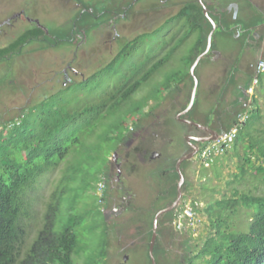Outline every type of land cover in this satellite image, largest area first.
<instances>
[{"label":"rangeland","instance_id":"obj_1","mask_svg":"<svg viewBox=\"0 0 264 264\" xmlns=\"http://www.w3.org/2000/svg\"><path fill=\"white\" fill-rule=\"evenodd\" d=\"M66 1L0 0V23L21 10L25 11V16L38 21V25L42 27L39 38L21 44L22 52L18 48L8 49L9 52L0 57V124L20 115L25 109L29 114L30 110L37 106L41 109L54 104L71 111L81 109L88 103L101 100L113 88L132 76L138 61L137 49L134 47L133 54L126 58L118 53L123 46L122 40L127 41L137 34L141 18L136 21L133 18V23H127L117 35L112 30L109 33L106 26L99 25L107 20L111 9H117L118 4L128 0H74L80 5L77 8H72V0L68 3ZM157 3H160V0H138L136 6L145 8ZM107 9L109 11H105ZM11 18V24H0V48L12 45L24 30L33 28L24 16ZM206 18L207 26L214 21L216 27L209 53L201 58L195 68L198 85L194 104L187 112L186 118L202 124L212 122L215 118L226 123L236 110V113L239 112V104L245 98L243 85L247 79L245 71H249L247 66L264 59V54L257 56L258 52L254 49H248L247 55L257 57L248 62L239 61L236 56L241 52L245 28L250 24L264 22V9L252 8L246 13L241 4V8L234 14L225 12L222 16L220 13H212ZM93 24L94 28L91 27ZM185 25L187 31L189 22ZM181 27L178 23L174 25L176 31ZM240 32L242 36L238 38L236 34ZM194 34L196 36L189 37L178 51L171 55L170 62L160 71L159 77L152 78L134 95L135 104L128 103L117 111L116 115L123 116L124 120L119 131L126 130L125 133L129 134L128 128L133 127L134 132L121 142L118 149L114 150V146L108 145L101 153V158H109L107 167H110L113 173L116 169L114 152H117L118 159L120 156L127 164L130 162L128 159L131 160L132 170L124 169L123 177L129 175L125 180V190L134 194V199L131 200V207L127 209L124 208L126 204L123 202V194L117 190L114 192L116 199L113 196L109 203L107 200L102 203L98 199L101 191L97 179L103 174L106 164V160L100 159L96 168L89 172V183L83 192V200L88 205L90 214L76 228L78 247L74 264H149L146 242L152 229L153 218L156 212L172 201L178 193L176 184L179 172L176 162L184 154L185 138L182 137L187 124H183L177 117L182 106L190 99L194 86V77L190 74L193 64L191 58L197 52L195 40H201L198 36L201 30L195 31ZM159 36L151 39L157 48L164 41ZM111 37L115 39L111 41ZM150 42L144 41L146 45L143 47L147 52L157 49ZM129 48L125 49L130 51ZM233 53L236 55L231 57ZM65 67L67 70L64 79L67 83H61V73ZM168 77L171 86L156 89L157 85L163 84ZM255 95L261 117L257 118L258 114L253 113L254 118L241 127L240 141L236 145L211 161L208 167L200 160L190 161L186 166L184 162L181 166L185 178L182 191L187 202L196 199L202 206H213L215 200L235 197L236 189L251 196L264 188L263 181L255 178L252 173V167L260 158V150L253 148L252 144L257 142V146L264 145V72L261 74V83L257 86ZM158 101L159 104H156ZM128 111L131 112L127 114ZM108 121L102 129L110 125L107 124ZM37 125L39 121L35 118L31 121V127ZM152 152H158L161 156L150 161ZM249 156L252 159L247 163L245 159ZM244 165L248 166L249 172L239 183L237 174H241V167ZM64 166L65 163L61 162L55 170L39 178L33 193L34 211L37 212L38 218L31 220L28 227V242L34 238L42 224V218L39 217L45 210L46 202ZM114 179L115 175L110 181ZM105 183H108V179ZM113 184L117 185L116 182ZM107 193L109 192L106 191ZM120 204H124L122 211L119 214H110L108 219L97 215L95 211L97 205L100 209H107L106 206L111 208ZM210 214L201 213L200 220L194 227H185L176 243L172 242L178 252L166 250L164 257L158 250L155 254L156 264H179L182 255L198 252L207 236L214 232L210 217L218 214ZM221 215L227 216L231 222L237 221L244 225L251 216V211L244 206L233 212L225 208ZM170 216L171 213L166 214L162 220ZM162 220L158 235L162 228H165V231L171 229L170 225L163 226ZM189 231L191 236H188ZM188 240H191L190 243ZM197 243L200 245L196 246ZM167 244L170 245L169 242Z\"/></svg>","mask_w":264,"mask_h":264},{"label":"trees","instance_id":"obj_2","mask_svg":"<svg viewBox=\"0 0 264 264\" xmlns=\"http://www.w3.org/2000/svg\"><path fill=\"white\" fill-rule=\"evenodd\" d=\"M198 14L200 15V18L198 17L201 27L200 36L205 45L212 24L207 26L208 19L201 10ZM41 32L42 29L37 26L24 30L12 45L0 48V57H4L9 52L8 49L18 48L22 52L21 44L38 38ZM127 47H130L131 50L125 49ZM127 47L123 48V51L121 50L118 55L126 58L133 54L132 49L135 47V42L130 43ZM200 51L201 49L197 48V52L191 58L192 63ZM166 60L167 58L158 61L154 71H160ZM152 71L150 69L147 73L140 75L135 68L131 77L113 88L104 98L94 103H88L81 109L71 111L48 102L51 105L47 108L40 109V106H37L31 109L29 114L25 109L20 115L1 123L3 126L0 129V264H74V256L78 247L76 228L90 214L88 205L83 200V192L87 189L90 179L89 172L96 168L100 159H102L101 161L106 160L105 166L108 164V157L107 159L101 158V153L106 150L108 145L111 144L116 150L121 146V142L128 137L127 132L125 133L126 130L119 131L124 120L123 116L116 115L117 111L126 104L134 102V95L142 89L143 85L151 81ZM261 74L258 86L261 83ZM166 80L163 84L157 85L156 89L169 88L171 80L169 77ZM250 82L251 77L249 76L243 85V93ZM189 101L190 99L182 106L181 110L187 107ZM252 103L249 118L242 126L254 118L253 113L258 114L257 118L260 116L256 95L253 97ZM156 104H159V101ZM241 107L242 104H239L240 110ZM130 112L128 111L127 114ZM236 112L232 114L230 120L222 123V129H229L237 122ZM15 118H21V122L8 127L7 123ZM35 118L39 121V125L31 127V121H34ZM109 119L112 121H108ZM106 121L110 125L106 129H102ZM241 127L236 134L233 146L240 141ZM131 128L128 129L131 130ZM115 129L118 130V133L114 132ZM123 134L127 136H123ZM257 145L256 142L252 144V147L260 150L258 151L260 158L252 167V173L255 178L261 179L264 183V145ZM220 155L222 154L216 155L214 160ZM251 159L252 157L249 156L245 161L249 163ZM61 162H64L65 166L46 202L45 210L39 217L42 218V224L34 238L28 242L26 240L28 227L31 220L38 218L37 212L34 211L35 197L33 193L39 178L55 170ZM185 164L187 165V162ZM209 165L205 164L207 167ZM241 168V174H237L239 183L249 172L247 165ZM99 177L98 183L106 182L105 170ZM257 192L259 193L249 196L236 189L235 197L228 199L223 197L215 200L213 206H202L199 201L194 199L193 208L199 215L204 212L209 215H211L210 213L218 215L210 217L214 232L207 236L199 251L191 252L187 256L182 255L183 260L179 264H200L202 262L204 264H264V188ZM103 196L104 193L98 199L101 200ZM241 206L247 207L251 211V216L244 225L237 221L231 222L227 216L221 215L225 208H229L233 212L239 210ZM215 208L217 211L214 212ZM95 211L97 215L105 217V212L98 205ZM185 227L192 228L194 226H189L185 222L181 230L178 231L180 235ZM151 235L152 229L146 242L148 249ZM189 235L191 236V231H189ZM190 241L187 242L190 243ZM195 245L199 246L200 244ZM165 249L164 244L157 241L154 255L158 250ZM201 260L203 261L201 262ZM149 264H151L150 255Z\"/></svg>","mask_w":264,"mask_h":264},{"label":"flooded vegetation","instance_id":"obj_3","mask_svg":"<svg viewBox=\"0 0 264 264\" xmlns=\"http://www.w3.org/2000/svg\"><path fill=\"white\" fill-rule=\"evenodd\" d=\"M66 2L68 3L69 0H67ZM137 3H138V0H128V1H124L118 4L117 6L118 8L113 9V10L111 9L110 16L107 17V20L102 21L99 25L102 24L101 26H106L107 27L106 29L109 30V33H111L110 30H112L113 33L117 35L118 33H120V29L126 26L127 23H133V18H135L134 19L135 21L138 18H141L140 24L138 25V28H137L138 31L135 37L131 39H127V41H124V42L122 40L123 46L121 47L119 51L123 50V47H127L130 43L135 42V44H137L135 45V49H137L136 55L138 58L135 68L138 70L140 75L143 73H147L150 69L153 70L151 79L159 77L160 71L164 69L166 67L165 65H167L170 62V59L172 58L171 55L175 53V51H178L180 46L183 45L184 42L189 37L196 36L194 34L195 31L198 32L201 30L200 23L198 20V17L200 18V15L198 14L200 10L205 16H208L205 12L206 10L209 16H211L212 13H215V14L220 13L223 16L225 12L232 13V14H234V12H237L241 8V4L245 8L246 13L250 12L252 8L264 9V0H262V2L260 3L257 0H160V3L154 4L150 7H145V8H140V7L137 8L136 6ZM70 4H73L72 8L80 7V5L74 2V0H72ZM105 11H109V10L107 9ZM25 15H26L25 11L20 10L19 12L17 11L11 16L5 18L4 22L7 24H11L13 20L11 17L17 18L19 16L20 17L24 16V18L27 19V21L31 23L33 27L37 26L42 29V27L38 25V21L36 22L34 19L29 18ZM82 15H83V12H82ZM75 19H77V17H75ZM4 22H1L0 24L2 25L4 24ZM188 22H189V28L186 31L185 24L188 25ZM175 23H178L179 26H182L181 29H178V31H176L174 28ZM248 24H250V22H248ZM263 25H264V22H260V23L258 22V23L250 24L248 27H246L245 28L246 34L244 35V38L241 44V49H240L241 52L238 53L237 55L233 53L231 57L236 55L239 61L244 60L248 62L252 58H256L258 55L264 54V26ZM91 27L94 28V24ZM1 30L2 29L0 28V31ZM161 34L162 36H159ZM158 36L160 37V39L164 41L157 48L154 45L155 44L154 40H151V39L153 37H158ZM198 36L201 38L200 34ZM236 36L238 38L241 37L242 36L241 32L237 33ZM114 39L111 37V41H113ZM176 40L178 41L176 42ZM144 41L150 42L152 46L157 49L155 51H150V52L145 51V48L143 46L146 44H144ZM202 41H203L202 38L201 40L199 39L195 40V46H198V49H201L199 54L202 53L206 49V46H207V43L204 45ZM248 49L256 50L258 52L257 56L251 57L247 55ZM209 51L205 55H207ZM218 56L220 55L218 54ZM166 58L167 60L163 62V65L161 66L162 68L160 69V71L159 70L154 71V67L156 66L157 62L161 60H165ZM247 67L249 71L248 70L245 71L246 72L245 75L249 77L252 75L253 70L251 69L250 64ZM66 70H67L66 67L63 71L61 70L62 71L61 75L63 78L61 79V83L64 81L66 82V80L64 79L66 77ZM186 114L187 113L182 114L179 118L177 117L178 120L182 121L183 124L184 123L187 124V126L185 127V130H183L184 137L182 138H185V141H184L185 150L182 156H185L194 151L195 153L193 157L184 160L181 163V166L184 162L188 163L193 160L201 161V159L199 158V153L203 149V147L208 142L211 141L209 140V138L213 136H219L221 132L224 130L222 129V121L221 120L219 121L218 118H215L214 121L212 122H207L203 124L199 123L204 126V127H201L194 123L183 121V119H188L186 118L187 117ZM133 130L134 128L132 127L128 135L134 132ZM188 135H191L193 137L190 139V142H188L186 139ZM155 153L157 154V156L153 157ZM160 156H161L160 153L152 152L149 156V160L151 161L154 158H158ZM113 159H114L115 167H116L114 173L112 172V170H110V167H107L108 164L105 166V169H104L106 177L108 179V183H105V188L103 190L104 196L101 199V201L102 203H104V201L107 200L109 203V200L112 199L113 196H114V199H116L114 192L117 190L121 193V195L123 194L122 195L123 202L126 205L125 207H124V204L123 205L122 204L113 205V207L111 208H108V206H106L107 209L103 208V211L105 212L107 217H109L110 214L111 215L114 213L119 214V212L122 211L123 207L126 209L131 207V202H132L131 200L134 199V194H131L128 191L126 192L125 190L127 187V185L125 184V180L128 178L129 175L127 177L126 176L123 177L124 169H128V171L132 170L131 160L127 158L130 161L129 164H127L126 160H123V158H121L120 156L118 159V154H117V159H115L114 155H113ZM176 165H177V162H176ZM114 175L116 179L110 181V178H113ZM113 182H116L117 185L115 186ZM176 190L178 192V189ZM106 191H108L109 193L106 194ZM182 193L183 194H182V197L179 203L175 207H173L171 210L161 214L160 217L158 218V223H159L160 220H162L163 216L171 213V216L169 218L163 219V226L170 225L171 229L169 231H165V228H162V231H160V235H158V225H159L158 224L157 225V239L155 242L156 244L157 241L160 240L159 242H162L164 244V247L167 250H173L177 252L178 250L173 246V243H172V242L176 243L178 236L179 237L182 236L178 232L179 230H181V228L177 227V219L179 215L183 212L186 204L193 202V200L187 202L186 197H184V191H182ZM177 197H178V193L172 201H170L167 205L162 207L160 210L172 205L177 199ZM160 210H158L156 214ZM154 218H153V221H154ZM152 234H153V223H152ZM168 242L170 243V245L167 244ZM149 246H150V241H149ZM166 249L165 251L164 250L159 251L160 253L164 255V257H165ZM178 262L179 261H177V263ZM151 264H152V260H151Z\"/></svg>","mask_w":264,"mask_h":264},{"label":"built area","instance_id":"obj_4","mask_svg":"<svg viewBox=\"0 0 264 264\" xmlns=\"http://www.w3.org/2000/svg\"><path fill=\"white\" fill-rule=\"evenodd\" d=\"M250 67L253 70L251 82L245 90V98L242 100L241 110L236 116L237 122L229 129L223 130L216 139L208 142L199 153V158L206 165H209V163L215 159L216 155L223 154L224 152L231 149L238 130L249 118V110L253 106V97L255 96L256 88L260 82L259 75L264 72V59H260L255 63H251ZM20 122L21 118H15L14 120H11L9 123H7V126L10 127L15 124H19ZM2 126L3 125L0 124V129ZM98 184L99 190L101 191L100 195H102L105 188V182L101 181ZM197 220L198 212L193 208V204L190 202L186 204L183 212L179 215L177 219V227L182 228L185 222L192 226L197 223Z\"/></svg>","mask_w":264,"mask_h":264},{"label":"water","instance_id":"obj_5","mask_svg":"<svg viewBox=\"0 0 264 264\" xmlns=\"http://www.w3.org/2000/svg\"><path fill=\"white\" fill-rule=\"evenodd\" d=\"M205 12H206V14L209 16L207 10H206ZM212 22H213V23H212V24H213V27H212L211 31L209 32V34H208L206 49L196 57L195 61L193 62L192 66H191V74H192V76L194 77V86H193V90H192V93H191V97H190L189 104L187 105V107H186L185 109H183V110L178 114V118H179L182 114L187 113V112L192 108V106H193V104H194V101H195V95H196V90H197V85H198V81H197V79H196V77H195V68H196L197 64L199 63V61L201 60V58H202L203 56H205V54L210 50L211 42H212V36H213V33H214V31H215V27H216V23H215L214 21H212ZM183 121H185V122H190V123H194V124H196V125H199V126H201V127H204L203 125H201V124H199V123H197V122H194V121L188 120V119H183ZM217 137H218V136H213V137L209 138V140L216 139ZM191 138H193V137H192L191 135H188L186 139H187L188 142H190V139H191ZM194 153H195V151H194V152H191V153H189V154H187V155H185V156H182V157L179 158V160L177 161L176 168H177V171L179 172V181H178V185H177V189H178V197H177V199L175 200V202H174L172 205H170V206H168V207H166V208L160 210V211L156 214V216H155V218H154V221H153V234H152V237H151V240H150V246H149V254H150V257H151V260H152V264H156V259H155V256H154V246H155V242H156V239H157V225H158V218L160 217L161 214H163V213H165V212L171 210L173 207H175V206L179 203V201H180V199H181V197H182V194H183V193H182V185H183L184 180H185L184 175H183V172H182V170H181V163H182L184 160L193 157ZM155 156H157L156 153L153 155V157H155ZM114 157H115V159H117V152L114 153ZM105 215H106V214H105ZM105 217H106V219L108 218L107 215H106ZM125 259H127V256L125 257Z\"/></svg>","mask_w":264,"mask_h":264},{"label":"clouds","instance_id":"obj_6","mask_svg":"<svg viewBox=\"0 0 264 264\" xmlns=\"http://www.w3.org/2000/svg\"><path fill=\"white\" fill-rule=\"evenodd\" d=\"M252 76V75H251ZM2 125V124H1ZM214 140V139H213ZM200 220V216H199V214H198V220L197 221H199ZM190 226V225H189Z\"/></svg>","mask_w":264,"mask_h":264}]
</instances>
